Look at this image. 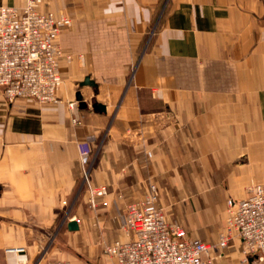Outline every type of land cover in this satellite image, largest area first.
I'll list each match as a JSON object with an SVG mask.
<instances>
[{"label": "crops", "instance_id": "1", "mask_svg": "<svg viewBox=\"0 0 264 264\" xmlns=\"http://www.w3.org/2000/svg\"><path fill=\"white\" fill-rule=\"evenodd\" d=\"M41 9L72 18L59 36L63 84L57 102L0 94V264H116L105 247L128 238L126 204L151 183L169 220L216 241L228 199L264 176V0H44ZM85 168L105 189L95 205ZM242 248L234 239L213 264H255Z\"/></svg>", "mask_w": 264, "mask_h": 264}, {"label": "built area", "instance_id": "2", "mask_svg": "<svg viewBox=\"0 0 264 264\" xmlns=\"http://www.w3.org/2000/svg\"><path fill=\"white\" fill-rule=\"evenodd\" d=\"M43 2L26 0L21 7L0 4V94L11 103L59 99L57 91L63 84L60 60L64 56L59 36L72 19L62 11H43ZM83 181L95 205L94 195L103 194L105 189L90 185L88 168ZM158 201V187L151 183L141 199L126 204L121 227L128 238L105 247L116 264H213L236 238L242 243L246 261L264 264V176L248 187L247 196L228 199L225 229L214 242L188 236L180 223L167 218ZM6 250L22 252L24 248ZM37 264L81 263L52 258Z\"/></svg>", "mask_w": 264, "mask_h": 264}, {"label": "water", "instance_id": "3", "mask_svg": "<svg viewBox=\"0 0 264 264\" xmlns=\"http://www.w3.org/2000/svg\"><path fill=\"white\" fill-rule=\"evenodd\" d=\"M92 82H93V81H91L89 77H86L85 80H84V83H86V84H87V83H92ZM78 99H79V100H82V95H81V93H78ZM94 106H95L97 109H104V108H105V106L102 105V104H100V103H96ZM68 227H69V229H71V230H76V229L79 228V225H78L77 221H75V220H71V221L68 223Z\"/></svg>", "mask_w": 264, "mask_h": 264}, {"label": "rangeland", "instance_id": "4", "mask_svg": "<svg viewBox=\"0 0 264 264\" xmlns=\"http://www.w3.org/2000/svg\"><path fill=\"white\" fill-rule=\"evenodd\" d=\"M67 14V13H66ZM72 19V18H71ZM58 234V230L57 231H55V234ZM110 256V255H109ZM221 256H219L218 258H220ZM61 259V258H60ZM81 263V262H80ZM81 264H83V263H81Z\"/></svg>", "mask_w": 264, "mask_h": 264}]
</instances>
